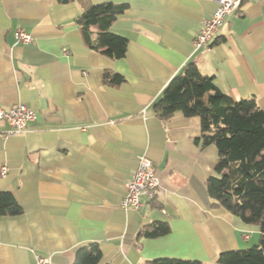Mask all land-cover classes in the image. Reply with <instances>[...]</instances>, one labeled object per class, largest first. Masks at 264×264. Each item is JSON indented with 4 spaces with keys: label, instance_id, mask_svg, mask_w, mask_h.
Listing matches in <instances>:
<instances>
[{
    "label": "crops",
    "instance_id": "obj_1",
    "mask_svg": "<svg viewBox=\"0 0 264 264\" xmlns=\"http://www.w3.org/2000/svg\"><path fill=\"white\" fill-rule=\"evenodd\" d=\"M127 9L110 29L128 38L124 57L91 46L78 24L88 4ZM215 0H0V107L24 103L37 118L6 135L0 120V191L23 208L0 217V264H71L77 249L97 242V264H152L160 257L218 264L222 251L257 245L258 225L213 205L207 189L219 152L202 147L199 116L165 119L152 106L187 63L235 100L264 110V0H244L215 38L193 41L217 8ZM18 29L33 36L18 41ZM123 76L108 84L105 72ZM146 156L160 185L139 209L124 208L125 185ZM6 165L8 171L1 173ZM157 221L170 231L149 237Z\"/></svg>",
    "mask_w": 264,
    "mask_h": 264
},
{
    "label": "trees",
    "instance_id": "obj_2",
    "mask_svg": "<svg viewBox=\"0 0 264 264\" xmlns=\"http://www.w3.org/2000/svg\"><path fill=\"white\" fill-rule=\"evenodd\" d=\"M69 3L72 0H58ZM126 4L111 2L88 4L77 22L87 34L97 28L92 47L111 58L124 57L128 38L110 29L112 22L125 10ZM88 35V34H87ZM108 84H120L123 76L105 72ZM162 118L176 113L199 116L202 147L214 144L219 158L215 171L208 177L207 189L213 205L240 217L245 223L258 225L261 232L257 245L246 249L222 251L218 264H264V110L254 98L233 99L214 83L213 76L203 74L194 62L187 63L168 82L162 98L152 106ZM23 208L9 191H0V217L16 216ZM170 231L169 223L157 221L143 234L157 237ZM102 257L100 244L79 247L71 264H97ZM152 264H203L200 260L160 257Z\"/></svg>",
    "mask_w": 264,
    "mask_h": 264
},
{
    "label": "built area",
    "instance_id": "obj_3",
    "mask_svg": "<svg viewBox=\"0 0 264 264\" xmlns=\"http://www.w3.org/2000/svg\"><path fill=\"white\" fill-rule=\"evenodd\" d=\"M217 8L213 15L204 21L203 26L197 33L193 46L200 49L207 46L212 41L219 31V27L223 23L224 18L236 12L244 2V0H215ZM18 41L29 43L33 40L30 33L23 29H18L15 33ZM37 118V112L28 107L24 103L12 105L8 110L0 107V120L6 119L10 124V129L6 131V135H13L23 132L30 121ZM8 167L3 165L1 173L5 175ZM160 185V179L151 159L142 156L139 160L137 170L130 180L125 185V195L121 201L124 208L139 209L142 205L141 196L145 195L150 200H153L157 194ZM50 259L46 256H37L35 264H49Z\"/></svg>",
    "mask_w": 264,
    "mask_h": 264
}]
</instances>
